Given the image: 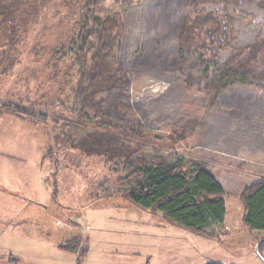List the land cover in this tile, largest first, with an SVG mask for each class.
Wrapping results in <instances>:
<instances>
[{
	"label": "rangeland",
	"instance_id": "374dc122",
	"mask_svg": "<svg viewBox=\"0 0 264 264\" xmlns=\"http://www.w3.org/2000/svg\"><path fill=\"white\" fill-rule=\"evenodd\" d=\"M84 2H32L21 17L26 38L18 49L38 48L40 55L34 58L30 50H24L18 62L2 66L1 101L13 93L27 97L35 85L44 93L53 91L50 96L67 79L72 85L65 64L57 67L56 79L54 68L46 64L52 51L66 47L75 35ZM97 2L103 11L125 22L120 56L124 65L130 63L149 45L146 26L153 0H136L128 6L121 0ZM190 11L201 12L185 10ZM207 11L219 19L226 15L232 19L228 26L234 46L250 44L264 34V0L217 2L204 6L202 13ZM181 79L159 68L133 75L131 100L149 111L145 125L154 144H163L177 119L196 118L201 123L173 153L183 160L213 157L223 165L219 178L225 189V224L200 233L140 208L115 192L119 174L103 159L85 157L70 143L53 147L51 138L61 132V124L52 120L46 125L31 124L0 114V145L9 143V150L24 157L4 167L9 179L0 176V264H264V232H249L242 226L239 201L241 189L264 173V93L234 117L227 105L209 106L202 93L187 88ZM68 94L67 87L60 89L61 97ZM48 98L51 107L53 99ZM46 111L51 114L52 110ZM67 132L75 139L84 133L72 128ZM49 148L51 153L46 155ZM72 238L87 242V254L80 261L76 254L58 247ZM9 256L14 260H7Z\"/></svg>",
	"mask_w": 264,
	"mask_h": 264
},
{
	"label": "trees",
	"instance_id": "16d2710c",
	"mask_svg": "<svg viewBox=\"0 0 264 264\" xmlns=\"http://www.w3.org/2000/svg\"><path fill=\"white\" fill-rule=\"evenodd\" d=\"M33 1L0 0V69L6 62L10 66L18 62L24 50L34 58L40 55L38 48L18 49L26 38L21 17ZM135 1L121 0L125 6ZM229 1L241 2L153 0L146 26L149 45L124 65L120 53L125 22L103 11L97 0H85L75 35L66 47L55 48L46 64L54 68V79L59 78L57 67L65 64L72 85L68 79L59 83L56 98L55 90L50 96L53 91L44 93L37 85L27 91V97L13 93L9 100H0V114L31 124L46 125L49 120L61 124V132L51 138L55 149L70 143L85 157L103 159L119 174L115 192L177 225L205 233L224 220L225 192L206 163L179 159L173 153L201 123L196 118L177 119L163 144H154L145 125L149 111L132 102L129 92L133 75L159 68L181 76V82L202 93L209 106L225 104L232 116H240L264 93V34L250 44L234 46L228 26L232 19L227 15L219 19L212 11L202 13L206 5ZM65 87L69 94L61 97L60 89ZM48 97L53 99L51 107ZM70 128L84 133L75 139L67 132ZM239 201L242 226L249 232H264V173L243 189ZM58 247L76 254L79 261L88 251L81 238Z\"/></svg>",
	"mask_w": 264,
	"mask_h": 264
},
{
	"label": "crops",
	"instance_id": "0c3cea01",
	"mask_svg": "<svg viewBox=\"0 0 264 264\" xmlns=\"http://www.w3.org/2000/svg\"><path fill=\"white\" fill-rule=\"evenodd\" d=\"M3 133H0V136L2 135ZM9 143H6L4 145H0V176H3L2 179H9L8 177V174L6 173V170H5V166L8 165L9 162L13 161V160H23L24 157L23 156H17L15 153H14V149L12 150H9V146L7 145ZM10 145V144H9ZM13 145V144H12ZM213 157L211 158H207V159H201L202 162L206 163L207 166H208V169L210 170V172L214 175L215 179L217 180V182L222 186L224 192H225V189H224V186L219 178V168L220 166H223V165H220V163H215L214 160L212 159ZM213 167V168H212ZM214 167H218L217 169H214ZM264 168V167H263ZM234 174V173H233ZM243 189H241L242 191ZM225 208H226V198H225ZM226 212H225V216H224V220H225V217L227 215V209H225ZM224 220L222 222V224H225L224 223ZM226 230H228L226 228Z\"/></svg>",
	"mask_w": 264,
	"mask_h": 264
}]
</instances>
